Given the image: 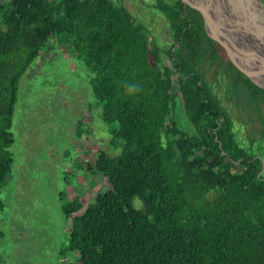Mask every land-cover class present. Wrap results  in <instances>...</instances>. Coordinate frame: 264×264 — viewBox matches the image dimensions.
Listing matches in <instances>:
<instances>
[{
	"label": "trees",
	"instance_id": "trees-1",
	"mask_svg": "<svg viewBox=\"0 0 264 264\" xmlns=\"http://www.w3.org/2000/svg\"><path fill=\"white\" fill-rule=\"evenodd\" d=\"M157 2L174 36L166 50L114 0H0V209L21 78L49 43H59L92 72L94 106L121 149L100 148L88 164L110 186L86 205L72 200L84 209L68 214L64 250L78 251L81 264H264V144H244L202 71L206 45L225 48L199 10ZM177 88L194 133L177 127Z\"/></svg>",
	"mask_w": 264,
	"mask_h": 264
},
{
	"label": "rangeland",
	"instance_id": "rangeland-1",
	"mask_svg": "<svg viewBox=\"0 0 264 264\" xmlns=\"http://www.w3.org/2000/svg\"><path fill=\"white\" fill-rule=\"evenodd\" d=\"M114 1L145 24L164 50L174 42L166 17L156 8L157 0ZM206 47L205 80L233 116L244 144L251 139L264 144V93L251 90L231 66L226 50L218 52L212 42ZM164 50L163 61L171 66ZM91 76L84 60L71 49L49 43L21 78L11 128L14 161L1 191L0 264H81L78 251L64 250L68 214L84 209L76 210L71 202L76 197L86 205L100 189L110 186L107 177L86 169L99 157L98 150L103 148L110 155L121 151L111 142L101 108L94 106ZM172 78L178 86L177 74L172 73ZM175 92L177 127L194 133L181 91ZM134 201L142 203L139 197Z\"/></svg>",
	"mask_w": 264,
	"mask_h": 264
},
{
	"label": "water",
	"instance_id": "water-1",
	"mask_svg": "<svg viewBox=\"0 0 264 264\" xmlns=\"http://www.w3.org/2000/svg\"><path fill=\"white\" fill-rule=\"evenodd\" d=\"M182 1L201 12L208 35L225 48L239 69L264 88V0H229L225 10L218 0ZM233 54L250 60L254 72L242 68Z\"/></svg>",
	"mask_w": 264,
	"mask_h": 264
},
{
	"label": "bare ground",
	"instance_id": "bare-ground-1",
	"mask_svg": "<svg viewBox=\"0 0 264 264\" xmlns=\"http://www.w3.org/2000/svg\"><path fill=\"white\" fill-rule=\"evenodd\" d=\"M218 1H217L218 2L217 4L220 5L221 10H225V4L227 6V0H218ZM217 9L219 10V8H217ZM231 43H234V42H231ZM233 58L242 68H244L245 70H247L249 72H251V71L254 72L253 63L250 60L246 59L242 55H236V54H233Z\"/></svg>",
	"mask_w": 264,
	"mask_h": 264
}]
</instances>
